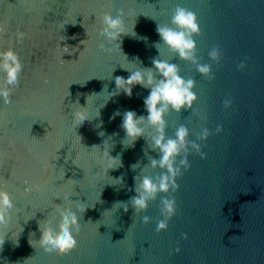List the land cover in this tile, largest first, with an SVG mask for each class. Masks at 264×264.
Instances as JSON below:
<instances>
[{
    "label": "water",
    "instance_id": "1",
    "mask_svg": "<svg viewBox=\"0 0 264 264\" xmlns=\"http://www.w3.org/2000/svg\"><path fill=\"white\" fill-rule=\"evenodd\" d=\"M178 4L197 14L196 55L212 74L160 46V58L194 78L198 96L191 109L166 114V132L187 125L207 155L190 152L179 189L136 213L135 177L159 173L144 166L159 152L143 136L125 146L122 120L127 109L147 115L150 89L136 84L131 96L107 100L105 86L112 92L117 76L128 77L125 67L153 66L157 24H171ZM120 9L128 32L121 48L101 39L103 18ZM214 46L218 60L208 54ZM8 48L23 70L19 85H9L10 102L0 97V186L16 205L0 224V264H264V0H0V50ZM81 111L92 119L79 128ZM205 127L211 134L203 140ZM110 154L121 166L108 170ZM161 195L175 196L177 210L157 231ZM80 202L87 209L74 232L78 246L49 256L42 227L59 232V206Z\"/></svg>",
    "mask_w": 264,
    "mask_h": 264
},
{
    "label": "clouds",
    "instance_id": "2",
    "mask_svg": "<svg viewBox=\"0 0 264 264\" xmlns=\"http://www.w3.org/2000/svg\"><path fill=\"white\" fill-rule=\"evenodd\" d=\"M103 26L104 32L101 34V39L106 40L109 44H118L121 48V43L118 42L122 39L121 34L128 33L124 30L123 9H120L115 16L104 17ZM156 31L159 33L161 40L155 42V46L159 50V56L153 58V66H138L135 69L125 67L130 70L128 77L117 76L115 78L116 88L112 92H108L107 86H105L107 100L121 91L131 96L133 86L136 84L150 89L148 95L143 98L147 115H138L136 110L127 109L123 113L122 120V127L126 131L123 141L125 146H134L137 138L143 136L149 146L159 152L158 157L149 156V162L144 165L145 167L150 166L153 169H159V173L155 177L138 173L135 177V191L137 194L130 199L136 213L146 212L149 202L160 193L175 192L179 189L176 178L191 168L188 157L190 152L195 150L201 157L207 155L197 140L190 139V130L187 125L180 124L175 131V135H167L166 114L171 110L180 112L185 108L191 109L198 96L195 91L194 78L183 76L180 73L179 65L175 62L160 58V46L163 44L180 58L195 63L200 73L212 74L211 65L200 63L196 55L197 41L195 40V34L201 31L197 14L193 10L178 4L172 14L171 24L158 23ZM24 35L23 32L18 33L21 39ZM101 51L106 52L111 51V49L101 48ZM208 54L213 59L218 60L220 57L219 47L214 46ZM137 60H139V57H137ZM22 70L23 63L19 54L13 48L0 50V97L4 98L5 103L10 102L12 88L9 85H19V74ZM90 102L91 99L89 104ZM224 103L230 105L232 101L226 99ZM119 114V110H116L112 118ZM90 119L92 118L89 117V114L83 111L75 116V122L79 128L86 127ZM222 127V125H217L216 131H221ZM147 128H150L152 132L150 138L145 135ZM210 134L211 130L205 127L200 133V139L206 140ZM107 152L109 153L108 149ZM110 157L108 170L121 166L122 161L119 156L114 157L110 154ZM117 160L119 164L116 163ZM139 166L140 164L137 162L133 163L131 167L135 169ZM117 179L122 181L123 177ZM25 191H31V188H26ZM160 199L163 202L164 218L158 221L157 231L168 227V220L175 215L177 210L175 196L161 195ZM82 203H77L75 209L68 211H64L63 207L59 206V209H61L59 215L63 221L59 232L51 226L47 230L42 227L44 237L39 244L49 256L68 254L78 246L74 232H79L80 213H84L87 209L86 206H82ZM14 207L16 205L11 198V193L0 186V224L11 218V210ZM123 207L127 211L128 204L123 202ZM150 219L151 217L147 214L142 216L144 222H148Z\"/></svg>",
    "mask_w": 264,
    "mask_h": 264
}]
</instances>
